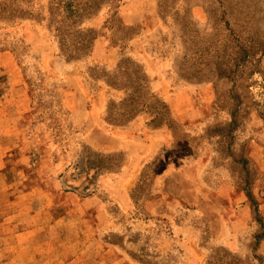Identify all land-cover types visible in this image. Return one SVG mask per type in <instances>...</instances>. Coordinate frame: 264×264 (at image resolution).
I'll return each mask as SVG.
<instances>
[{
	"label": "rangeland",
	"instance_id": "rangeland-1",
	"mask_svg": "<svg viewBox=\"0 0 264 264\" xmlns=\"http://www.w3.org/2000/svg\"><path fill=\"white\" fill-rule=\"evenodd\" d=\"M78 2L0 0V264H264V0Z\"/></svg>",
	"mask_w": 264,
	"mask_h": 264
},
{
	"label": "trees",
	"instance_id": "trees-1",
	"mask_svg": "<svg viewBox=\"0 0 264 264\" xmlns=\"http://www.w3.org/2000/svg\"><path fill=\"white\" fill-rule=\"evenodd\" d=\"M118 2H122L124 0H117ZM61 4H63L64 8L65 9H70L72 11H74V9L77 10V12H74V14L72 16L67 15L68 16H64V19L65 21H72L80 11L82 10H78V8L80 9V3L78 2V0H62V3H59V5L61 6ZM89 9H92V8H89ZM232 121L230 123V125L228 126V130L230 132H234L237 130V126H238V112L237 110H234L233 113H232ZM240 162L243 163V164H248V160H245V158H241L240 159ZM247 197L248 199L251 201V203L253 204V207L255 208V211H256V214H257V219H261L260 218V214H259V208H258V204L255 202V199L253 198V195L251 194V192L249 190H247ZM263 236H259L260 239H262ZM219 256V255H217ZM221 258H224V259H227L229 260V262H227V264H239L238 260L234 257H231L229 255H225V256H220ZM216 258V256H215ZM214 260V258L212 259ZM219 263V262H218ZM209 264H213L212 262H210Z\"/></svg>",
	"mask_w": 264,
	"mask_h": 264
},
{
	"label": "crops",
	"instance_id": "crops-1",
	"mask_svg": "<svg viewBox=\"0 0 264 264\" xmlns=\"http://www.w3.org/2000/svg\"><path fill=\"white\" fill-rule=\"evenodd\" d=\"M2 163V161H0V164ZM2 172V171H1ZM0 181H1V184H0V195L2 193L5 192V189H6V183L3 182V178H2V174L0 173ZM21 192V191H19ZM24 193V192H23ZM26 193V192H25ZM3 196V195H2ZM26 196V195H25ZM1 198V196H0ZM1 201V200H0ZM15 201V200H14ZM18 205V206H17ZM12 211L14 212H19L20 211V204H13V207H12ZM3 212V209L1 208L0 206V214ZM13 213V212H12ZM12 217H14V215L12 214ZM3 244H0V254L1 253H4V252H7V249L5 247H2ZM14 257L10 256L9 259H13ZM19 259V258H17ZM20 259H27V252H25ZM32 260V259H31ZM5 264H10V262H6Z\"/></svg>",
	"mask_w": 264,
	"mask_h": 264
}]
</instances>
